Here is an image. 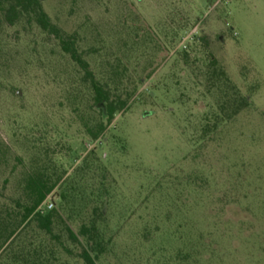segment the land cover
I'll list each match as a JSON object with an SVG mask.
<instances>
[{
  "label": "rangeland",
  "instance_id": "obj_1",
  "mask_svg": "<svg viewBox=\"0 0 264 264\" xmlns=\"http://www.w3.org/2000/svg\"><path fill=\"white\" fill-rule=\"evenodd\" d=\"M43 6L128 104L92 140L102 113L83 71L0 11V218L20 220L33 173L55 185L59 213L51 235L21 226L0 264H85L92 222L97 264H264V0Z\"/></svg>",
  "mask_w": 264,
  "mask_h": 264
},
{
  "label": "trees",
  "instance_id": "obj_2",
  "mask_svg": "<svg viewBox=\"0 0 264 264\" xmlns=\"http://www.w3.org/2000/svg\"><path fill=\"white\" fill-rule=\"evenodd\" d=\"M44 0H0V11L3 13L5 22L12 26L21 20L36 24L44 32L53 35L60 41L62 50L67 53L73 61L77 63L83 71V78L90 84L92 99L95 106L102 113V118L96 124H86V130L92 140H97L107 129L109 123L113 121L115 115L124 110L128 99L119 93V88H112L107 82H101L91 65L86 60L76 46V42L71 37H66L61 28L53 23L43 6ZM55 185L49 184L43 174L33 173L28 176L26 183L27 201L16 202L13 211L18 214L20 220H9L0 218V249L10 240L17 230L24 225L28 226L33 222L37 228L51 235L53 226L59 213L57 209L39 210L40 206L47 200L48 195L53 191ZM64 197V196H63ZM18 209V210H17ZM10 217L13 215L9 214ZM2 229V230H1ZM69 238L73 242H78L79 238L72 228L67 227ZM81 233L87 238L89 245H94L91 249L98 253L103 245L102 235L92 222L90 226L84 224ZM92 250L83 248L80 256L85 264H97L96 256ZM19 256V255H18ZM18 256H15L17 258ZM12 264H47L42 257L32 259L29 255H21L19 259H14Z\"/></svg>",
  "mask_w": 264,
  "mask_h": 264
},
{
  "label": "built area",
  "instance_id": "obj_3",
  "mask_svg": "<svg viewBox=\"0 0 264 264\" xmlns=\"http://www.w3.org/2000/svg\"><path fill=\"white\" fill-rule=\"evenodd\" d=\"M49 202H48V200H46L41 206H40V208H39V210H42V211H44V210H50V209H52V207H53V203L52 202H50L49 204H48Z\"/></svg>",
  "mask_w": 264,
  "mask_h": 264
}]
</instances>
